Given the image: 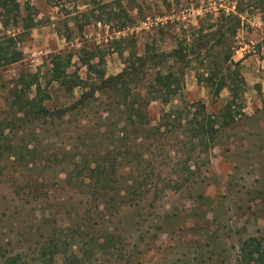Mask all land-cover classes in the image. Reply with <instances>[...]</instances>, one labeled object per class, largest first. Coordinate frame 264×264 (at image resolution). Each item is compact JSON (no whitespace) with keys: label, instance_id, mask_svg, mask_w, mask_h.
I'll return each mask as SVG.
<instances>
[{"label":"rangeland","instance_id":"374dc122","mask_svg":"<svg viewBox=\"0 0 264 264\" xmlns=\"http://www.w3.org/2000/svg\"><path fill=\"white\" fill-rule=\"evenodd\" d=\"M16 5L8 35L19 34L23 59L0 69V120L12 119L14 86L29 75L39 76L51 112L80 98L82 87L71 97L50 82L53 54L71 56L68 73L82 82L87 81L85 58L92 54L104 56L108 76L142 56L179 50L187 57L179 63L151 62L135 83L151 86L168 70L183 76L181 97L149 106L148 128H163L143 141L141 166L152 175L138 184L143 193L133 203H122L124 192L116 201L103 199L88 170H74L81 158L92 161L101 148L112 151L110 160L123 158L114 149L117 131L98 134L106 129L101 118L107 117L100 103L23 133L6 132L25 157L0 164V264L14 259L16 264H260L264 0H17ZM228 16L241 20L236 32V19ZM30 20L36 26L23 29ZM0 32H6L1 18ZM237 62L244 78L243 112L215 140L194 137L198 123L192 115L191 126L186 119L161 121L163 110L188 102L195 104L198 122L204 110L218 128L230 91L225 87L216 97L207 86L208 72L226 76Z\"/></svg>","mask_w":264,"mask_h":264},{"label":"trees","instance_id":"16d2710c","mask_svg":"<svg viewBox=\"0 0 264 264\" xmlns=\"http://www.w3.org/2000/svg\"><path fill=\"white\" fill-rule=\"evenodd\" d=\"M16 4L17 0H0V9L2 10L0 18L4 30H6L5 33L0 32V69L23 59V53L17 50L19 34L8 35L10 15L15 11ZM15 17L12 19L14 21L13 26L18 27L19 17ZM230 18L236 19L234 31L236 32L241 25V20L235 16L227 17V19ZM35 26L34 21L30 20V23L23 29L30 30ZM90 56L85 58L87 81L82 82L78 75L68 73L72 63L71 56L63 57L61 53L52 55V67L49 70L50 82L60 84L66 96L72 97L77 87H82L84 90L80 98L70 107L51 112L45 104L47 98L43 95L44 90L38 75H29L28 78L23 77L22 83L14 86L13 100L10 106L13 117L12 119L0 120V164L5 160H10L11 157H16L20 162L22 161L21 158L24 159L25 157L21 152H16V144L10 140L9 135H6L8 130L16 131L18 129V133H23L27 127L38 122L47 121L48 119L63 120L69 115L88 109L95 103H100L103 106L102 112L107 117L101 118V126L106 129L105 131L99 130L98 134L104 135L105 132L110 130L113 131L112 134H115L117 131L118 142L114 149L121 152L123 158L121 160H110L112 151L107 149L103 152L104 150L101 148L93 154L94 159L90 160L91 162L81 158L75 164L74 170L87 169L90 180L94 182L95 188L103 196V199H109L111 202L116 201V196L124 192V196L120 199H122L123 204H130L135 202L133 200L135 195L141 197L140 195L143 193L142 187L138 184L144 183L152 175V172H147L146 167L141 166L145 155V143L143 141L146 139L147 134H162L163 124L151 129L148 128L150 125L149 106L154 101L161 100L166 103L171 99L181 97L183 76L180 70L177 72L168 70L165 73L159 72L151 86L140 87L135 83L139 79L140 73L149 63L171 60L179 63L187 57V54L175 50L169 54L138 57L137 64L128 65L116 76L107 75L104 56H98V54ZM239 67L240 62L233 63L228 69L229 74L226 76L220 75L218 71L208 72L207 86L216 97L220 96L225 87H228L230 91V98L219 117L218 128H215V123L217 124L218 121L212 120L211 116L206 115L204 110H202L203 122H198L196 113L192 112L195 104L188 102H182V105L167 112L163 110L161 121L178 119L182 123L185 119L186 121L189 119V115H192V120L198 123V127L192 130L194 137L201 141L215 140L217 132L233 125L237 121V117L242 115L243 112L242 104L241 102L239 104V101L244 88V78ZM33 88H35V94L31 96ZM202 109H204V106ZM187 123L191 126L190 122L187 121ZM181 127L183 126L181 125ZM18 155L22 156L18 157ZM252 241L255 240L252 239ZM257 260L259 263L261 262L260 264H264L263 255ZM16 263L17 260L14 259L11 264Z\"/></svg>","mask_w":264,"mask_h":264}]
</instances>
